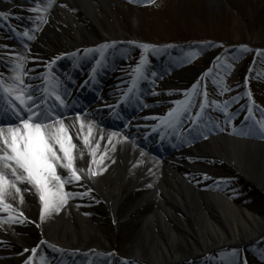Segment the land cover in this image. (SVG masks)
Here are the masks:
<instances>
[{
    "label": "bare ground",
    "instance_id": "obj_1",
    "mask_svg": "<svg viewBox=\"0 0 264 264\" xmlns=\"http://www.w3.org/2000/svg\"><path fill=\"white\" fill-rule=\"evenodd\" d=\"M56 3L50 10V20L32 45L35 51L45 52L48 47L53 54L73 51L97 44L103 35L114 34L103 13L118 4L116 0ZM64 123L69 125L76 146V167L87 173L91 164L96 174L65 184V191L77 195L69 196L59 212L46 215L43 221L38 194L26 182L19 185L20 194L9 198L8 203L13 205L11 214L21 222L7 224L0 220V240L6 246L0 249V264H18L23 255L50 241L72 253L111 251L122 234L127 243L123 258L112 253L111 262L99 255L88 259H94L95 264L168 263L173 254L185 259L198 241L204 246H232L240 243L241 236L249 239L264 231V215L248 198L206 190L207 184L215 180L207 176V167L186 162L196 157L210 159L218 171H232L264 196V141L221 133L211 137L210 144L201 141L194 150L159 160L124 139V134L84 119L70 118ZM85 136L91 149L83 144ZM57 171L66 174L59 168Z\"/></svg>",
    "mask_w": 264,
    "mask_h": 264
},
{
    "label": "rangeland",
    "instance_id": "obj_2",
    "mask_svg": "<svg viewBox=\"0 0 264 264\" xmlns=\"http://www.w3.org/2000/svg\"><path fill=\"white\" fill-rule=\"evenodd\" d=\"M116 1L118 4H112L109 12L103 11L113 32L132 40L135 51L144 54L162 51L164 58L175 64L174 70L165 78L168 86L178 88L165 96L172 100L166 104L168 107L175 108L190 88L194 89L192 99L195 93L202 92L200 90L216 86L217 90L212 89L213 99L218 103L206 112L208 127L203 122L198 134L206 137L225 132L234 137L264 141V55L260 54L264 51V0H221L219 3L212 0H154L140 4L132 0ZM145 44L156 47L145 49L142 47ZM241 46L251 50L245 51ZM247 84L254 92L251 95L245 89ZM239 90L241 93H236ZM204 93L208 94V91ZM246 96L248 101L240 102V98ZM254 99L261 101L262 110ZM203 102L205 97L201 93L195 105L207 104ZM197 110L192 109L191 114ZM246 118L250 123H246ZM190 161L192 165L204 164L207 176L215 179L207 184L206 190H223L227 196L248 198L255 207L250 208L258 209L264 215V196L250 183L235 177L232 171H218L210 159ZM183 233L187 234L186 230ZM125 239V234L117 237L115 246L121 254L127 245ZM257 248L229 247L217 256L216 261L207 264H245L247 256L261 257V253H252ZM250 261L257 264L255 260Z\"/></svg>",
    "mask_w": 264,
    "mask_h": 264
},
{
    "label": "snow or ice",
    "instance_id": "obj_3",
    "mask_svg": "<svg viewBox=\"0 0 264 264\" xmlns=\"http://www.w3.org/2000/svg\"><path fill=\"white\" fill-rule=\"evenodd\" d=\"M53 2L54 0H47L45 10L51 7ZM147 2L153 3L154 0H147ZM31 11L37 13L41 9L37 6ZM6 16V13L0 12V17L6 18ZM37 20L43 22V17H38ZM38 28L39 23H37ZM24 36L34 39V36H29L28 32H25ZM111 46L105 44L102 48ZM142 47L148 49L156 46L145 44ZM241 47L245 51L251 50L247 46ZM260 54L264 55V51ZM23 61L24 57L17 58L13 69L15 75L9 78L10 82L0 78V97H7L8 107L5 110L9 111L14 118L13 122L7 123L0 120V211L10 213L7 217L9 223L21 222L11 215L13 205L8 203V199H15L20 194L19 185L22 183L31 185L38 194L42 205L40 220L43 221L46 215L59 212L69 196L77 195L65 191V184L79 182L96 174L92 171L91 164L87 173L76 167L73 153L76 146L69 135V125H65L63 113L57 114L53 106L48 103V99L52 98L54 102H59L55 105L56 108L65 106V99L60 94V84L54 78L49 79L45 89L47 97L34 96L32 85L26 84L24 80ZM135 71L137 81L146 78L143 63ZM135 83L134 81V86ZM205 103H207V93H205ZM169 115L171 116L172 113L170 112ZM76 119L80 120L79 113H76ZM83 127L84 123L81 121V128ZM88 131L89 133L92 131L91 123H89ZM110 139L111 136H109ZM83 144L91 149L87 136L83 138ZM90 155L95 157V153L91 150ZM58 168L66 174L58 173ZM20 199L22 200L23 197L21 196ZM19 215L22 216L23 213ZM41 243L47 242L41 241ZM25 251L29 250L25 249ZM31 251L35 254L36 249L33 248Z\"/></svg>",
    "mask_w": 264,
    "mask_h": 264
}]
</instances>
